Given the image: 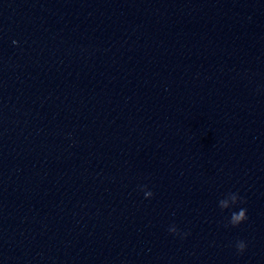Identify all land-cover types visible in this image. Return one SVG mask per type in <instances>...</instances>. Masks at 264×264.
<instances>
[{
  "label": "water",
  "instance_id": "obj_1",
  "mask_svg": "<svg viewBox=\"0 0 264 264\" xmlns=\"http://www.w3.org/2000/svg\"><path fill=\"white\" fill-rule=\"evenodd\" d=\"M0 264H264V0H0Z\"/></svg>",
  "mask_w": 264,
  "mask_h": 264
},
{
  "label": "clouds",
  "instance_id": "obj_2",
  "mask_svg": "<svg viewBox=\"0 0 264 264\" xmlns=\"http://www.w3.org/2000/svg\"><path fill=\"white\" fill-rule=\"evenodd\" d=\"M145 189L147 186H143ZM144 195L146 198L148 197H151L153 196V193L152 191L150 190H146L144 192ZM229 199L231 201V205H234L236 204L238 201H241L242 198L239 197V195L237 193H228L227 196L224 198V199H221L219 201V207L223 210V209H228L230 208L231 205H229ZM248 219V216H247V209L246 208H240L239 211H234L232 212L231 214V218L229 220V223L232 225V226H237L239 225L241 222L245 221ZM169 231L172 232V233H176V234H180L179 233V230L177 229V227L175 225L171 226L169 228ZM183 235H187V233H183ZM236 248L239 252H243L244 249L246 248V244L243 240H239L237 241L236 243Z\"/></svg>",
  "mask_w": 264,
  "mask_h": 264
}]
</instances>
